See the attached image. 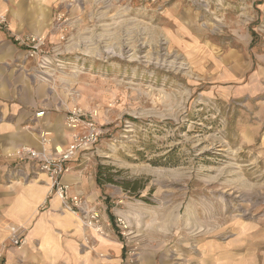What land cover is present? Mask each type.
Here are the masks:
<instances>
[{
  "label": "rangeland",
  "instance_id": "1",
  "mask_svg": "<svg viewBox=\"0 0 264 264\" xmlns=\"http://www.w3.org/2000/svg\"><path fill=\"white\" fill-rule=\"evenodd\" d=\"M46 1L104 129L79 163L172 224L264 211V0Z\"/></svg>",
  "mask_w": 264,
  "mask_h": 264
},
{
  "label": "crops",
  "instance_id": "2",
  "mask_svg": "<svg viewBox=\"0 0 264 264\" xmlns=\"http://www.w3.org/2000/svg\"><path fill=\"white\" fill-rule=\"evenodd\" d=\"M52 8L46 0H0V15L8 19L0 27V264H264V211L198 227L172 224L123 188L100 186L96 168L79 158L62 180L101 209L98 232L50 193L51 181L35 162L7 156L22 146L55 154L72 139L66 113L76 100L68 75L57 69L43 75L13 38L47 33ZM47 41L48 51L57 34ZM117 215L129 221L127 238L116 227ZM15 235L26 243L11 245Z\"/></svg>",
  "mask_w": 264,
  "mask_h": 264
},
{
  "label": "built area",
  "instance_id": "3",
  "mask_svg": "<svg viewBox=\"0 0 264 264\" xmlns=\"http://www.w3.org/2000/svg\"><path fill=\"white\" fill-rule=\"evenodd\" d=\"M0 27H8L6 15H0ZM14 40L27 49L28 56L37 59L41 73L48 75L62 66V61L57 58V44L47 51V37L43 34L29 33L14 35ZM43 114V111L38 112ZM66 124L71 130V141L67 146L56 149L55 154L44 155L30 146L21 148L7 154L10 158L33 161L38 170L47 174L51 181V194L57 195L65 209L77 213L82 217L85 225L103 232L101 209L89 205L86 197L73 191L70 184L65 183L62 177L73 170L72 163L92 151L104 133L103 127L97 122L96 113L85 107L73 104L66 113ZM119 233L127 238L130 234V224L123 215H117L115 221ZM26 243L25 236H14L11 245L21 247ZM4 259V252L0 250V263Z\"/></svg>",
  "mask_w": 264,
  "mask_h": 264
},
{
  "label": "trees",
  "instance_id": "4",
  "mask_svg": "<svg viewBox=\"0 0 264 264\" xmlns=\"http://www.w3.org/2000/svg\"><path fill=\"white\" fill-rule=\"evenodd\" d=\"M101 176H102V171H99L97 173V182L99 183L100 186H102V184H103V181H102ZM107 181H113V179L107 178ZM124 186H125V188L130 189V187L128 186V184H125Z\"/></svg>",
  "mask_w": 264,
  "mask_h": 264
}]
</instances>
